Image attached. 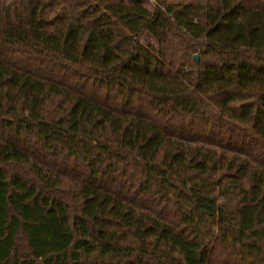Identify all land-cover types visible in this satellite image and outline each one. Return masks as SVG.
Segmentation results:
<instances>
[{
	"label": "trees",
	"instance_id": "16d2710c",
	"mask_svg": "<svg viewBox=\"0 0 264 264\" xmlns=\"http://www.w3.org/2000/svg\"><path fill=\"white\" fill-rule=\"evenodd\" d=\"M0 264H264V0H0Z\"/></svg>",
	"mask_w": 264,
	"mask_h": 264
},
{
	"label": "rangeland",
	"instance_id": "374dc122",
	"mask_svg": "<svg viewBox=\"0 0 264 264\" xmlns=\"http://www.w3.org/2000/svg\"><path fill=\"white\" fill-rule=\"evenodd\" d=\"M141 40L144 42V43H148V42H155V40L151 37V35H149L148 33H145ZM131 240H133L132 238H130ZM135 241V240H134Z\"/></svg>",
	"mask_w": 264,
	"mask_h": 264
},
{
	"label": "water",
	"instance_id": "95a60500",
	"mask_svg": "<svg viewBox=\"0 0 264 264\" xmlns=\"http://www.w3.org/2000/svg\"><path fill=\"white\" fill-rule=\"evenodd\" d=\"M195 57H196V59H198V54L197 53L195 54Z\"/></svg>",
	"mask_w": 264,
	"mask_h": 264
},
{
	"label": "built area",
	"instance_id": "2783aa9c",
	"mask_svg": "<svg viewBox=\"0 0 264 264\" xmlns=\"http://www.w3.org/2000/svg\"><path fill=\"white\" fill-rule=\"evenodd\" d=\"M150 1H154V0H150Z\"/></svg>",
	"mask_w": 264,
	"mask_h": 264
}]
</instances>
